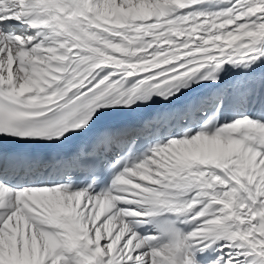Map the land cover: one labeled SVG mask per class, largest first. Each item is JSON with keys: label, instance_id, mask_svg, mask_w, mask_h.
Returning <instances> with one entry per match:
<instances>
[{"label": "snow or ice", "instance_id": "1", "mask_svg": "<svg viewBox=\"0 0 264 264\" xmlns=\"http://www.w3.org/2000/svg\"><path fill=\"white\" fill-rule=\"evenodd\" d=\"M0 264H264V0H0Z\"/></svg>", "mask_w": 264, "mask_h": 264}, {"label": "bare ground", "instance_id": "2", "mask_svg": "<svg viewBox=\"0 0 264 264\" xmlns=\"http://www.w3.org/2000/svg\"><path fill=\"white\" fill-rule=\"evenodd\" d=\"M236 78L237 77H236L235 73H229L228 75H226L224 77V80L222 83L227 85V84L231 83ZM206 91H207V89H198L197 93H195L194 95L203 94ZM159 108H160V105H153L147 118L153 116L159 110Z\"/></svg>", "mask_w": 264, "mask_h": 264}]
</instances>
